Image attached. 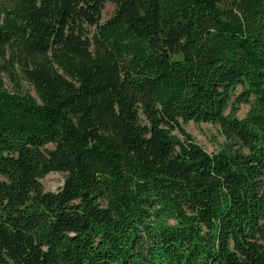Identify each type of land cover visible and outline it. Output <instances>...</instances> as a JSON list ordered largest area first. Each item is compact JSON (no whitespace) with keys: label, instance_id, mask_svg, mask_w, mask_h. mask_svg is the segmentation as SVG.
<instances>
[{"label":"trees","instance_id":"obj_1","mask_svg":"<svg viewBox=\"0 0 264 264\" xmlns=\"http://www.w3.org/2000/svg\"><path fill=\"white\" fill-rule=\"evenodd\" d=\"M0 59V264H264V0H0Z\"/></svg>","mask_w":264,"mask_h":264},{"label":"rangeland","instance_id":"obj_2","mask_svg":"<svg viewBox=\"0 0 264 264\" xmlns=\"http://www.w3.org/2000/svg\"><path fill=\"white\" fill-rule=\"evenodd\" d=\"M115 5L112 2H107L104 5L102 11V22L108 20L113 16L115 12ZM0 59V87L9 93H15L20 96H27L36 102H39L38 95L33 85L26 81L17 66L12 67ZM241 91L240 87H237V91ZM252 107V103L242 104L240 110L237 113L239 118H244ZM183 131L190 136V140L201 145L209 153H219L221 151H229L234 148V144L229 142L222 133L219 125L212 123H196L188 122L181 125ZM170 136L174 141L184 142L186 140L184 134L179 129L170 131ZM53 148L52 145H48L45 148V152H48ZM65 174L60 172H52L48 174L41 181L45 190L57 191L64 183Z\"/></svg>","mask_w":264,"mask_h":264}]
</instances>
